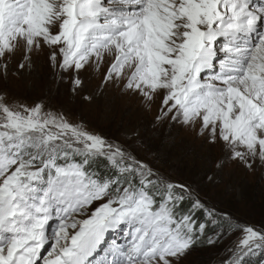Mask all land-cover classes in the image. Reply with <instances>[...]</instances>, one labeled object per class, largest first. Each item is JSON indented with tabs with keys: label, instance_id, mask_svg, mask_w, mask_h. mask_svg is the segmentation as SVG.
Returning a JSON list of instances; mask_svg holds the SVG:
<instances>
[{
	"label": "snow or ice",
	"instance_id": "1",
	"mask_svg": "<svg viewBox=\"0 0 264 264\" xmlns=\"http://www.w3.org/2000/svg\"><path fill=\"white\" fill-rule=\"evenodd\" d=\"M25 32L59 46L68 66L54 67L62 75L72 68L73 91L83 86V62L71 61L110 42L121 53L116 65L135 57L133 78L163 89L154 126L171 124L167 135L153 133L162 143L177 121L206 109L221 125L200 117L210 147L221 145L218 173L229 161L245 170L264 164V136L252 132L264 126V0H60L55 8L52 0H0V47L10 51L9 37ZM212 76L239 81L222 90V105L204 94ZM125 87L144 95L139 83ZM143 143L139 133L121 141L82 131L42 102L0 108V264H175L207 249L217 264H264V222L241 220L192 185L164 184L140 155Z\"/></svg>",
	"mask_w": 264,
	"mask_h": 264
},
{
	"label": "rangeland",
	"instance_id": "2",
	"mask_svg": "<svg viewBox=\"0 0 264 264\" xmlns=\"http://www.w3.org/2000/svg\"><path fill=\"white\" fill-rule=\"evenodd\" d=\"M59 2L52 0L53 8ZM49 24L53 28L60 24L59 12H55ZM9 39L10 51L0 47V108L7 105L19 111L24 106L32 107L42 102L58 118L63 113L69 123L80 126L82 131L121 141L129 133H139L145 143L138 145V151L162 174L164 184L180 181L192 185L204 200L241 220L257 224L264 222V164L257 162L245 170L238 162L229 161L222 173H218L216 164L221 162V145L218 142L210 147L208 130L201 133L200 117L204 115L209 116L210 125L221 127L212 119L209 110L192 112L190 123L177 121L171 128L172 135L162 143L163 137L153 133L159 129L167 135L171 124L169 118L154 126V118L162 107L163 89L153 91L151 83L141 81L138 75L133 78L138 64L135 57L120 60L116 65L114 60L119 59L121 53L110 42L101 48L85 49L71 61L73 64L83 62L80 73L83 86L73 91L72 68L68 67L67 73L62 75L60 67H54L68 66L67 61L61 65L59 46L41 41L35 32L15 33ZM29 39L32 40L30 45L27 43ZM52 52H56V56L50 62ZM21 61L26 65L23 70L19 67ZM5 63H8L7 76L2 75ZM109 63L114 65L111 69ZM105 80L108 82L104 83ZM126 80L131 81L133 88L139 83L144 95L126 88ZM206 83L210 88H205L204 94L210 93L222 105L221 92L225 84L221 78L212 76L206 79ZM85 95L91 96V100H84ZM252 132L264 136V126L255 125ZM249 155L245 151L246 159ZM155 264L163 262L156 261ZM175 264H217L216 250H197L183 260L176 258Z\"/></svg>",
	"mask_w": 264,
	"mask_h": 264
},
{
	"label": "bare ground",
	"instance_id": "3",
	"mask_svg": "<svg viewBox=\"0 0 264 264\" xmlns=\"http://www.w3.org/2000/svg\"><path fill=\"white\" fill-rule=\"evenodd\" d=\"M133 1V2H132ZM123 2L125 3V6H127L128 4H132V5H134L135 4V2H136V0L134 1V0H123ZM135 11V10H134ZM129 17H133V13H126ZM138 14H140L139 12H136L135 13V17H138L139 15ZM234 82V81H233ZM234 85H224V87H227V86H233V87H240V84H239V81L238 80H236V82L235 83H233Z\"/></svg>",
	"mask_w": 264,
	"mask_h": 264
}]
</instances>
